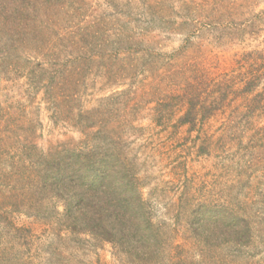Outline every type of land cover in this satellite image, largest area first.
<instances>
[{
	"label": "rangeland",
	"instance_id": "1",
	"mask_svg": "<svg viewBox=\"0 0 264 264\" xmlns=\"http://www.w3.org/2000/svg\"><path fill=\"white\" fill-rule=\"evenodd\" d=\"M0 5L11 11L9 23L16 18L27 23L19 16L23 6L34 13L28 16L36 20L33 27L51 17L38 42V35L26 41V53L9 50L12 38L6 29L0 33V122L8 118L15 129L33 132L44 149L73 148L85 138L70 127L69 114L53 111L23 77L28 52L64 51L62 41L73 33L84 36L83 47L95 49L107 42L108 30L123 31L128 24L138 28L133 48L154 52L149 66L131 77L138 54L90 60L81 105L104 112L96 119L105 131L93 129L89 145L115 140L137 172L158 246L152 258L144 249L139 259L133 251L92 242L75 264H264V0H0ZM49 42L52 50L46 51ZM255 58L262 82L254 87L243 81L248 67L257 65ZM187 64L197 66L195 75L207 83L195 102L219 107L197 123L182 125L183 111L164 122L157 102L172 84L182 83L177 72ZM130 86L138 93L129 101L120 96L105 102ZM11 138L0 134V140ZM53 206L62 212L60 203ZM49 246L38 249V264L53 262Z\"/></svg>",
	"mask_w": 264,
	"mask_h": 264
},
{
	"label": "trees",
	"instance_id": "2",
	"mask_svg": "<svg viewBox=\"0 0 264 264\" xmlns=\"http://www.w3.org/2000/svg\"><path fill=\"white\" fill-rule=\"evenodd\" d=\"M0 7V33H5L6 29L5 36L12 38L7 46L12 51L20 48V52L26 53V41H32L34 35H42L43 27L52 24L49 14L46 20H38V25L33 27L36 20L30 22L31 18H28L33 12L22 10L25 6L19 9V16H25L27 23L21 25L16 22L17 18L9 23L6 13L11 11L8 7ZM137 31L138 28H130L129 24L123 31L108 30L107 42L94 44L95 49L87 48L88 42L82 34L73 33L62 41L64 51L27 53L28 67L23 77L36 93H42L53 111L69 114L68 124L82 133L85 142L73 148L44 149L33 140V132L15 129L13 123L6 121L8 118L0 122V134L7 132L12 136L9 142L0 140V264H38V249L47 245L54 250L48 253L54 255L49 264H75L76 255L80 256L84 249L89 251L93 243L133 251L139 259L145 249L147 257H153L158 235L150 219L140 178L115 140L107 137L101 139V145H89L93 129L95 134L105 131L104 122L96 119L97 114L102 116L104 112L99 111L101 107L98 106L88 109L81 105L82 98L88 93L90 60H115L127 52L138 54L141 58L135 64L134 61L131 63L130 77L136 76L137 71L141 74L147 63L149 66L154 52L140 54L133 48ZM40 39V36L36 37V42ZM114 45L120 48L115 49ZM43 47L46 51L52 50L50 42ZM2 57L5 59L3 54ZM253 61L257 65L248 67L243 83L255 87L262 82V75L257 74L261 71L258 59ZM199 71L197 66L187 64L177 72L182 83L172 84V90L164 92L163 99L157 102L162 121L168 122L172 114L183 111L179 119L182 125L197 123V118L218 109L219 106L195 102L207 84L195 75ZM148 72L147 69L144 73ZM191 72L194 78L189 76ZM137 93L130 86L121 93H112L105 102L120 96L129 101ZM173 101H178L180 106L173 105ZM75 102L80 104L71 106ZM55 201L62 205V212L53 206ZM55 238L57 242L52 243Z\"/></svg>",
	"mask_w": 264,
	"mask_h": 264
}]
</instances>
